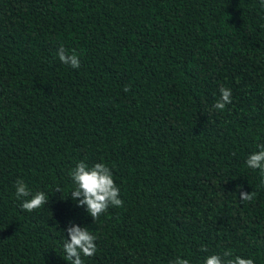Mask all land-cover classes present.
Segmentation results:
<instances>
[{
    "label": "trees",
    "instance_id": "1",
    "mask_svg": "<svg viewBox=\"0 0 264 264\" xmlns=\"http://www.w3.org/2000/svg\"><path fill=\"white\" fill-rule=\"evenodd\" d=\"M260 144L262 0H0V264H70L72 224L97 237L84 264H264ZM79 161L112 170L123 207L95 221L71 198ZM18 179L49 203L23 210Z\"/></svg>",
    "mask_w": 264,
    "mask_h": 264
},
{
    "label": "clouds",
    "instance_id": "2",
    "mask_svg": "<svg viewBox=\"0 0 264 264\" xmlns=\"http://www.w3.org/2000/svg\"><path fill=\"white\" fill-rule=\"evenodd\" d=\"M264 3V0H262ZM59 60L74 69L80 68L81 60L75 50L69 54L63 46L57 50ZM130 88L126 87L125 92ZM232 102V93L229 88H220V97L213 105L214 109L224 110ZM259 150L251 153L246 164L252 170H259L260 176L264 177V144L258 146ZM70 176L75 185L71 191V198L77 201L80 206H87L88 213L98 220L105 213L109 206L123 207L124 202L120 198V188L117 186L112 170L104 163H96L94 166L84 161H79L70 171ZM264 183V181H262ZM15 196L18 200L23 199L21 208L27 212H33L45 204L49 203L48 197L44 191H38L35 194L31 192L28 185L18 179L14 185ZM242 187V186H241ZM56 191H61L57 188ZM256 193L252 191L241 192L240 200L251 202ZM28 197H31L30 199ZM70 239H66L63 244L64 257L70 264H84L82 255L91 257L97 251L96 239L88 227H81L78 224H72L67 229ZM201 250L207 252L206 246H201ZM171 264H190V261L182 256H177ZM204 264H255L251 258H243L239 255H233L231 249H226L222 255L212 254L206 257Z\"/></svg>",
    "mask_w": 264,
    "mask_h": 264
}]
</instances>
